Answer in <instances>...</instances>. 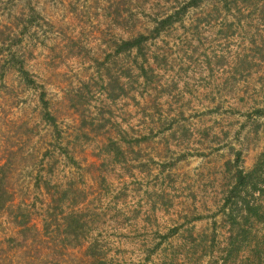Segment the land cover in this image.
I'll return each instance as SVG.
<instances>
[{"label":"rangeland","instance_id":"obj_1","mask_svg":"<svg viewBox=\"0 0 264 264\" xmlns=\"http://www.w3.org/2000/svg\"><path fill=\"white\" fill-rule=\"evenodd\" d=\"M190 1L0 0V264H264V0Z\"/></svg>","mask_w":264,"mask_h":264},{"label":"trees","instance_id":"obj_2","mask_svg":"<svg viewBox=\"0 0 264 264\" xmlns=\"http://www.w3.org/2000/svg\"><path fill=\"white\" fill-rule=\"evenodd\" d=\"M199 0H192L189 4H198ZM193 2V3H191ZM179 10L174 11L173 13L167 15L165 18L161 19L156 26L155 30H158L163 25H167L174 20L178 19ZM145 38L143 35L137 37H132L127 40H123L121 44H118L117 52L119 50L131 48L135 45L141 44L142 40ZM12 59H15V54L12 55ZM18 63V62H17ZM17 69L23 74H26L27 71L24 69L22 61H19ZM43 110H45L44 118L46 120L54 121V117L50 114L47 104L43 101ZM259 114H264V109H258ZM0 188H3L0 186ZM5 190L0 192V206H4L5 203L2 200ZM264 194V150L259 154L254 164L249 169H244L242 166H236L232 171V182L230 187L227 189L222 202L223 215L226 218L230 236L235 234L240 235V232H243L244 229L247 230L249 226L246 224L253 221H259L264 224V208L262 206L261 196ZM45 221V226L47 221ZM25 220L19 221L17 225L23 226L18 230L20 241L28 243L30 236L26 233L27 226ZM235 230V231H234ZM46 232V228H45ZM10 254V253H9ZM15 254V252H14ZM1 255L7 257L8 254L4 251ZM17 254H15V257ZM21 256V255H20ZM41 255L34 256V258H40Z\"/></svg>","mask_w":264,"mask_h":264}]
</instances>
